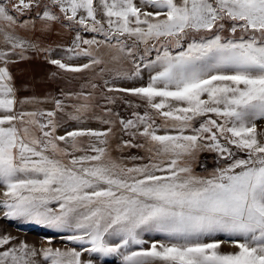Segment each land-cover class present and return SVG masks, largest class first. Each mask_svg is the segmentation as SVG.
<instances>
[{
    "label": "snow or ice",
    "instance_id": "6c2138e0",
    "mask_svg": "<svg viewBox=\"0 0 264 264\" xmlns=\"http://www.w3.org/2000/svg\"><path fill=\"white\" fill-rule=\"evenodd\" d=\"M41 55L79 90L19 98L11 66ZM258 121L264 0H0V219L80 246L0 230V264H264Z\"/></svg>",
    "mask_w": 264,
    "mask_h": 264
},
{
    "label": "rangeland",
    "instance_id": "374dc122",
    "mask_svg": "<svg viewBox=\"0 0 264 264\" xmlns=\"http://www.w3.org/2000/svg\"><path fill=\"white\" fill-rule=\"evenodd\" d=\"M91 34H86V38H90ZM71 41V35L68 34L67 29H61L58 26L55 28L53 33L46 38L44 41L46 45L50 44L55 49L57 44H69ZM59 51V49H56ZM59 58V57H57ZM85 62L83 59L72 61L71 63H82ZM12 74L15 78V85L18 89V97H38L45 98L49 95L58 96L59 89L63 87L65 90H79L80 84L84 83L85 80L82 78L76 79H52L50 74L53 71H56L53 66L46 63L43 58V55L38 58H33L27 61H21L13 66H11ZM69 77L73 74H67ZM77 77H80L82 74H75ZM147 77L145 76V79ZM122 86L124 87H132V83H125ZM129 99H132L129 97ZM103 103V101H101ZM43 107H51V105H42ZM115 111H118L123 116L129 115V110L127 107L117 101L116 105H112ZM263 123L262 127H264V121H258L257 123ZM87 127L91 128H101L102 126L96 122H92ZM128 137H124L127 139ZM113 145V156H121L124 157L130 155H143V152L138 149H125L123 153L115 151L116 140L112 141ZM201 159L206 160L209 168L213 166L212 154L204 153L202 154ZM197 172H202V169L197 166ZM0 230L4 232L11 233L13 236H17L20 239L27 240L29 243H33L36 245L48 246L46 241L48 238H52L53 247L65 248V247H76L79 250V245H74L71 242L63 239L64 235L67 233H57L49 229H45L41 226L33 225V224H24L18 222H6L3 219H0ZM147 247V245H145ZM222 250L230 251L233 250L232 246L229 244H222ZM84 258H90L88 253L84 254ZM92 259H94L95 264H119V260L114 257L108 258H98L96 254H92Z\"/></svg>",
    "mask_w": 264,
    "mask_h": 264
},
{
    "label": "built area",
    "instance_id": "2783aa9c",
    "mask_svg": "<svg viewBox=\"0 0 264 264\" xmlns=\"http://www.w3.org/2000/svg\"><path fill=\"white\" fill-rule=\"evenodd\" d=\"M262 124H263V123L259 122V123H258V126H262Z\"/></svg>",
    "mask_w": 264,
    "mask_h": 264
}]
</instances>
